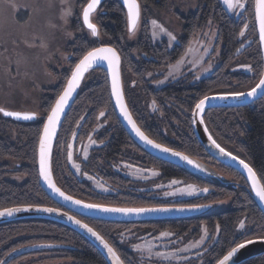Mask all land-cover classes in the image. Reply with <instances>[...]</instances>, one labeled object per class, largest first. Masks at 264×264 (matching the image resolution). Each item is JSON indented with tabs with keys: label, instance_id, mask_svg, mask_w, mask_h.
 Instances as JSON below:
<instances>
[{
	"label": "flooded vegetation",
	"instance_id": "obj_1",
	"mask_svg": "<svg viewBox=\"0 0 264 264\" xmlns=\"http://www.w3.org/2000/svg\"><path fill=\"white\" fill-rule=\"evenodd\" d=\"M245 1V6H247L249 2L248 0ZM163 8L156 13L146 12L147 17L145 18L140 17L136 28L138 30L137 37L132 40L139 45L142 44L141 41H144L143 45H146V48H149L152 53L150 55L144 52H140V55L137 53L139 58H136L135 55L127 67L123 65L121 68L122 89L128 109L139 128L153 141L184 153L200 164L203 163V166L221 170L228 177L213 176V173H207V177L204 178L190 175L182 167L147 153L129 135V139L124 140L129 151L120 153L119 156L115 155L119 150L109 147L110 138L106 136L109 130L108 111L100 110L96 114V119L90 129L86 127L82 129L87 119L82 115L77 120L70 135L62 140L61 162L58 172L53 173L52 171L58 187L77 199L108 207L154 208L201 205L204 209L189 218L165 217L150 220L109 221L73 213L52 199L51 201L54 203V207L69 211L93 227L112 246L123 264H214L230 248L251 238L254 233L253 224L246 222L248 212L236 222L234 228L231 229L230 226H226L223 229V223L219 218L224 215H231L232 212L239 211L240 208L232 202L231 197H221L223 192L226 193L230 189H224L220 187V184L231 186L238 193L243 192L245 194L248 191L251 193V191L241 173L221 163L204 149L199 140L195 148L192 146L191 149L187 147L190 145L186 144L182 137L184 135L191 137V134L192 137L196 136L193 131L192 112L197 101L209 93L208 89L211 85L219 83L221 86L217 88H221V91L218 92L224 93L231 91V88L237 89L245 81L241 78L232 83L231 80L225 82L221 79L229 67L228 64H224L222 59V47L227 43L219 42L218 29L211 17L207 19L203 27L210 19L212 25L216 27V39L213 45L206 50L208 53L206 61L214 66L212 71H208L205 77L197 80L192 78L190 72L167 79V69L183 60L192 40L196 37L197 30L187 34L186 28H183V21L180 19L184 15L190 14L189 12L193 8V0H166V5ZM172 15L176 21L170 19ZM153 20L159 21L163 26L171 29L175 35L172 45L169 44L167 36L153 35L151 23ZM237 20L243 22L241 18H237ZM142 26V31L148 30L146 41L141 38L142 31H139ZM248 31L249 27L245 31L243 39L239 31V44L234 52L235 56L242 54L252 44L253 38ZM217 49L220 51L214 56ZM241 66H248L249 72L247 74L253 76L251 64L242 61L240 57H238L236 64L229 68V71L235 70L246 74V70ZM212 80H215V83ZM157 83L160 85H156ZM131 90L137 99L139 97L142 106H134L127 95ZM192 98L197 99L190 107ZM101 112L104 113L103 116L100 115ZM205 112L203 120L210 135L227 151L241 157L232 149H236V146L232 147L234 145L230 143L232 140L227 141L226 139L227 142L218 140L213 131L209 130L204 117ZM114 114L116 116L115 111ZM116 118L120 123L117 116ZM71 142L72 145H70ZM122 144L124 143L122 142ZM73 151L76 152V158H74L78 160L76 166L72 165L71 156L69 157ZM127 166L133 169L144 168L157 171L156 176L149 179L133 178L128 173H124L123 169ZM59 169L62 173L61 176ZM259 180L264 186V182L260 178ZM92 182L97 183L98 187L94 188ZM181 182H187V185L190 186L185 189H182V186H176L177 183ZM166 184L169 185H167V191L164 190ZM226 197H229L230 200V206L227 209L218 211L210 209L211 205L223 201ZM233 209L235 210L232 211ZM217 215L219 217H216ZM241 221L244 223L243 228L240 227ZM98 222H108L111 226ZM224 233H227L226 238L223 237ZM143 241H147L149 246L153 244L149 256L140 254L139 250H136ZM201 242L203 250L201 247V250H198V243ZM229 244L231 246L226 249Z\"/></svg>",
	"mask_w": 264,
	"mask_h": 264
},
{
	"label": "trees",
	"instance_id": "obj_2",
	"mask_svg": "<svg viewBox=\"0 0 264 264\" xmlns=\"http://www.w3.org/2000/svg\"><path fill=\"white\" fill-rule=\"evenodd\" d=\"M86 1L74 0L75 9L69 18V28L74 37L70 42L66 43L64 48L68 53L66 66L62 69L54 68L51 72V66L48 65V72L55 79V82L53 85L42 87L38 95V103L43 111L42 117L31 122H19L3 117L0 114V208L16 204L53 206L54 203L38 183L36 167L37 144L44 117L62 90L74 64L88 50L99 43L109 44L116 48L121 57V68L123 65L127 67L132 61V57L137 56V53L138 55H140V52H144L147 55L152 53L149 48H146V45H143L144 41H141L142 44L139 45V43L128 39L125 10L118 0H105L92 17L99 26V38H93L84 28L80 17L81 8ZM138 1L141 8V16L144 18L147 17L146 12L156 13L160 9H164L163 7L166 5V0ZM253 1L248 0L250 5L249 10L246 11V16L250 20L248 32L253 38V42L250 47H247L242 54L237 56H235L234 52L239 44L238 36L243 22L228 16L218 0H193V8L189 12L190 14L180 18L187 34H191L193 31L203 27L207 19L212 18L218 29L219 42L227 43V45L222 47V59L224 64H228L229 67L226 70V74L220 77L225 82L231 80L232 83L245 78L247 80L241 85H246V88L254 85L262 73V59L255 30ZM142 29L143 26L139 31L141 32ZM147 34V29L141 33V38L145 39V41ZM238 57L242 61H247L251 64L253 76L235 70L229 71V68L236 64ZM136 58L139 57L137 56ZM0 78L3 81L1 76ZM218 86L221 85L219 83L211 85L208 89L209 93L221 91V88H217ZM212 87L213 89H211ZM232 89L234 90V88ZM127 95L135 107L142 106L139 97L137 99L132 90ZM196 99L192 98L190 107ZM100 110L108 111L109 130L106 136L110 138L109 147L119 150V152L115 153L117 156L120 153L123 154L129 151L124 141L128 140L129 136L118 122L112 109L107 75L104 70L97 68L89 71L85 76L76 99L59 130L52 152L53 173L58 172L61 162L60 149L62 140L69 136L77 120L82 115L87 118L82 129L85 127L90 129L96 119V114ZM204 117L207 127L210 131H213L216 138L225 142L232 140L230 142L234 145L232 147L236 146V149H232L253 166L259 178L264 182V96L251 105L236 108L207 109ZM184 136L182 137L183 141L190 145L187 147L191 148L194 146L195 148L197 141L192 137L193 135L191 134V137L189 135ZM221 143L223 144V142ZM188 173L190 174V172ZM59 174L60 176L62 174L60 169ZM220 187L227 190L230 189L221 195L231 197L232 202L240 208L239 211L236 210L231 215H224L219 218L223 223V229L226 226H230L231 229L232 227L234 228L236 222L248 212L249 215L246 216V222L254 226L253 235L255 236L252 237H263L264 216L251 193L249 191L245 194L243 192L238 193L231 186L223 184H220ZM216 217H219V215ZM98 223L111 226L108 222ZM38 232L45 234L53 232L57 237H60L61 241H66L75 246L70 250L65 249V251H69V256L77 264H106L99 251L84 237L67 226L50 220L27 219L0 224V242L9 239L12 241L13 237L17 235H26L27 237L28 234ZM226 235L227 233H224L223 237L226 238ZM230 246L231 244L227 245L226 249ZM239 264H264V253L251 257Z\"/></svg>",
	"mask_w": 264,
	"mask_h": 264
},
{
	"label": "rangeland",
	"instance_id": "obj_3",
	"mask_svg": "<svg viewBox=\"0 0 264 264\" xmlns=\"http://www.w3.org/2000/svg\"><path fill=\"white\" fill-rule=\"evenodd\" d=\"M242 2L244 3L243 8L234 7L231 12H227L221 7L229 16L236 18V20L237 18L242 19L243 23L240 33L243 30L245 34V31L250 26V20L246 17V11L249 10L250 4L245 6L246 1L242 0ZM74 9V0H0V76L3 79L1 81L0 78V84L2 85L0 87V107L10 111L35 112L37 119L42 117L43 111L38 103V95L42 87L53 85L55 82V79L48 72V65L51 66V72L54 68L62 69L66 66L68 53L64 48L66 43L70 42L74 37L69 28V18ZM69 10L71 14L65 15ZM170 19L175 20V17L172 15ZM159 23L158 21V26H163L162 23ZM245 25H247V28H245ZM163 28L166 31L161 32L159 27L152 24L153 35L156 33L154 36H167L169 44L172 45L174 39H171L168 33H171L172 37H175V35L171 29L165 26ZM196 32V37L192 40L188 48L189 51L187 50L188 53H185L183 60L167 69V79L190 72L192 78L197 80L205 77L208 71H212L211 69L214 66L206 61L208 57L206 50L213 45L216 39V27L212 25V20L210 19L202 29H197ZM137 34L138 30H135L134 34L129 31L128 39L135 40ZM244 37L245 35L241 36L242 39ZM219 51L220 49H217L214 56ZM241 67L246 70V74L249 72L248 66ZM259 78L255 81L254 85L258 82ZM242 80L245 81L247 79L243 78ZM212 82L215 83V80H212ZM156 85L160 84L157 83ZM252 86L246 88V85H241L238 86V89L225 92H241L250 89ZM251 104L253 102L248 105ZM236 107L240 106H233L231 108ZM194 138L198 142L197 136ZM70 145H72V142ZM75 153V151L71 152L73 166H76V161H78L75 159ZM196 164L201 173H213V176L221 175L228 177L221 170L206 165L203 166V163L199 164L196 162ZM123 170L125 171L124 173H128L133 178L141 179L153 178L157 172L144 168L133 169L130 166L125 167ZM191 175L195 176V174ZM200 178L204 177L201 176ZM92 184L94 188L98 187L97 183L92 182ZM167 185L164 188L166 191L168 190ZM177 185L182 186V189L190 186L187 185V182L177 183ZM228 198L226 197L223 201L215 202L211 205L210 209L213 211L227 209L230 206ZM252 236L255 235L252 234ZM253 238L261 237H251L249 239ZM198 244L197 249L201 250V247L203 250L202 242ZM152 245L149 246L147 241H143L136 250H139L140 254L149 256ZM73 247L75 246L71 243L61 241L60 237H57L53 232L47 234L41 232L32 233L28 234L27 237L26 235H17L13 237L12 241L9 239L0 242V264H77L69 256V251H65V249L70 250ZM8 258L10 260H7Z\"/></svg>",
	"mask_w": 264,
	"mask_h": 264
},
{
	"label": "water",
	"instance_id": "obj_4",
	"mask_svg": "<svg viewBox=\"0 0 264 264\" xmlns=\"http://www.w3.org/2000/svg\"><path fill=\"white\" fill-rule=\"evenodd\" d=\"M104 1L105 0H101L100 4L97 6L96 10H94V12L92 13V17L94 16V14L98 10L99 6ZM118 1L121 3V5L123 6V8L125 10L126 24H127V11H128L127 5L124 4V0H118ZM89 2H90V0H87L86 3L81 8V11H80V17H81L82 24H83V8ZM219 2L221 3L223 8L227 12H231L232 8H229L228 5L224 2V0H219ZM253 2H254L253 6H254L255 28H256V34H257V39H258L259 48H260V52H261V59H262L261 76H260L258 82L254 86H252L248 90L241 91V93H244V95H242V96L235 97V96L227 95L228 93H233V92H228V93L227 92H224V93L216 92V93H211V94L205 95V96H208L209 99L205 102L204 110L202 112L197 113L196 104L199 102L200 99H203L205 96L200 98L197 101V103L195 104L193 112H192V124H193V131H194L195 135L197 136L199 142L204 147V149L207 150L211 155L216 157L221 163L234 168L235 170H237L239 173H241L244 176V178L246 179V181L249 185V189L251 191V195H252L253 199L255 200L256 204L258 205L259 209L261 210V212L264 215V202H262L259 199V197L256 195V191L252 187V180L249 178V174H248L247 170L239 162L240 160H243V159H241V158L233 159L232 157H238V156H235L234 154H232V156L226 155V153H229V151H227L217 141H215V139L210 135L209 131L207 130L205 123H204V120H203V114L206 111V109H208V108H211V107H233V106L248 105V104L254 102L255 100L261 98L264 95V85H262L260 88H257L256 94L254 96L247 95V93L249 91H251V89L254 88L259 83L261 77L264 76V43H262L260 41L259 21L257 19V15H256L255 0ZM137 3L139 4L138 0H137ZM139 6H140V4H139ZM140 16H141V8H140ZM92 22L97 25V23L93 19H92ZM83 26L91 35V30H89L86 25L83 24ZM97 28H98V33H99L98 25H97ZM128 32H129V29H128V25H127V33ZM92 37L98 39L99 34L97 36H92ZM101 46L113 47L112 45H109V44H99L95 47H101ZM74 66H75V64H74ZM74 66L72 68H74ZM97 68L104 70L106 75H107L109 94H110V99H111L113 109H114L116 116L118 117L120 123L122 124V126L124 127V129L126 130L128 135L130 136V138L139 147H141L143 150H145L147 153H149V154H151L157 158L163 159L167 162L178 165V166L182 167L183 169L189 171L192 174H195V175L200 176V177L201 176L206 177V174L201 173L199 171L198 165L196 164L197 161L193 160L190 156L182 153L183 155L187 156L190 160L193 161V163H191V164L188 163L187 160L182 159L180 156L173 155L174 152H178V151H175L172 149L171 152H164L161 149L154 147L153 144L147 143L146 140L142 139L139 135H137V133L133 129L132 125L129 124L128 120L125 118L124 113L121 111L120 105L117 104V102H116L115 95L112 93V86H111L112 85V79H111V73L108 69L107 62L101 61V62H98L97 64L93 65V67L91 69H89L84 74V76L81 78L79 85L77 86L76 90L73 92L72 96L69 98L68 103L65 105L64 111L60 114V120L56 126V133L52 137L51 152H50V156H49V160H48V166H49V170L51 173V181H52V183L55 184V186L57 188L60 189L61 192H63L65 194V196H69L72 199L66 200L64 196H60L59 193L55 192L49 186L48 181H46L44 179V177L40 174V163H39V140H40V136L43 134V125L46 122L47 114H50L51 108H52V106H54L56 99H58L59 95L62 94L64 87L67 86V80H66L62 90L60 91V93L57 95L54 102L52 103L48 113L44 117L42 127H41V131H40V135H39V139H38L37 152H36V167H37V174H38V183H39L40 187L42 188V190L46 193V195L50 199L55 201L57 204H59L63 208H65V209H67L73 213L83 215V216H87V217H91V218H95V219H103V220H109V221H136V220L162 219L165 217L188 218V217H192V216L197 215L198 212H200L201 210L204 209V207H193V206L154 207L157 209L166 208V209H168V211H149V212H141V213L105 212L100 208H86V207H84V205H86V204H93V203L86 202V201L77 199L73 196H70L69 194L65 193L60 187H58V185L56 184V182L54 180L52 170H51V158H52V152H53L55 140L57 138L58 132L61 128V125L64 121L66 114L68 113L69 109L71 108V106L73 105V103L76 99V96H77V94H78V92L82 86V83L84 81L85 76L87 75V73L89 71L97 69ZM119 71H120V83H121V91L123 94L124 106H125L127 112L131 115V113L128 109L125 97H124L123 89H122L121 57H120V69H119ZM70 76H71V71L69 72L67 79L70 78ZM6 111H10V110H6ZM0 114L3 117L10 118L12 120L19 121V122H31V121H35L37 119V116H35L31 120H24L22 117L21 118H17L15 116L9 117V116L4 115L3 113H0ZM131 117H132V115H131ZM132 120L134 121L133 117H132ZM135 124H136V122H135ZM136 126L139 128V126L137 124H136ZM140 131L143 132L141 129H140ZM144 135L147 136V138L149 140H152L145 133H144ZM213 140L216 142V144L220 145V148L224 149L223 153L220 151V148H217L215 146V144H213ZM166 148H168V147H166ZM179 153H181V152H179ZM197 163H199V162H197ZM245 163L249 164L247 161H245ZM249 166L252 167L250 164H249ZM252 169H253V167H252ZM253 171L255 172L254 169H253ZM256 178L259 181L260 185L263 186L262 183L260 182L257 174H256ZM77 200L82 201V203L81 204L75 203V201H77ZM14 207H20L21 211L14 212L12 215L5 214L3 216H0V224L13 222V221H17V220H27V219H45V220L58 222L60 224L67 226L68 228L74 230L75 232L80 234L82 237H84L87 241H89L99 251V253L102 255V257L104 258V260L106 261L107 264H117L116 258H114L112 256V254H110L108 252V249L104 246V244L99 239H97L96 236H94L91 232H89L87 228H84L82 226L83 224H86V223L84 221L80 220L78 217L72 215L69 211L63 210L61 208H57L54 206H50V205H43V204H16V205H11V206L0 208V211H2L4 208H14ZM105 207H108V206H105ZM45 208H52V209H56L57 211H52V212L44 211ZM109 208H123V207H109ZM149 209H151V208H149ZM71 218H75V219H71ZM76 220L81 221V224H77L75 222ZM88 227L92 228L96 233H98L93 227H91L89 225H88ZM101 237H103V236H101ZM103 239H104V237H103ZM252 240L254 241V243L251 245H245V247L243 249H239L238 252L228 262V264H239V263H241V262H243V261H245L251 257H254L256 255L264 253V239L253 238ZM104 241H106V240L104 239ZM242 242H240V243H242ZM108 245H110V244L108 243ZM235 246H233V247H235ZM227 252H225L219 259H221ZM115 253H116V251H115ZM116 257H118L119 260L122 261L117 253H116ZM217 261L214 264H217ZM122 264H123V262H122Z\"/></svg>",
	"mask_w": 264,
	"mask_h": 264
},
{
	"label": "snow or ice",
	"instance_id": "obj_5",
	"mask_svg": "<svg viewBox=\"0 0 264 264\" xmlns=\"http://www.w3.org/2000/svg\"><path fill=\"white\" fill-rule=\"evenodd\" d=\"M101 0H90L89 3L83 8V24L87 26L89 30H91L92 36H97L98 28L95 23L92 22V13L96 10L97 6L100 4ZM224 2L228 5L229 8L234 7H244V3L242 0H224ZM124 4L127 5V25L128 29L131 33H135V30L138 26L140 21V6L137 3V0H124ZM255 7H256V15L259 21V34H260V41L264 43V0H255ZM70 10L65 15H69ZM153 26L159 27L161 32L166 31L163 26H158L155 20L152 21ZM247 28V25H245ZM156 33H154L155 35ZM71 35V33H69ZM171 39H175L172 37L171 33H168ZM241 36L244 35V31L242 30L240 33ZM86 46V45H85ZM106 61L108 65V69L111 73L112 79V93L116 97L117 104L120 105L121 111L124 113L125 118L128 120L129 124L132 125L133 129L136 131L137 135H139L142 139L146 140L147 143L153 144L154 147L161 149L164 152H171L172 149L166 148L161 144H157L152 140H149L147 136L144 135L143 132L136 126L135 122L132 120L131 115L127 112L124 102H123V94L121 91V83H120V55L116 51L115 48L110 46H101V47H93L91 50L87 51L86 54L83 55L82 58L79 59L77 63H75L74 68L71 69V76L67 79V86L64 87L62 94L59 95L58 99H56L54 106L51 108L50 114H47V120L43 125V134L40 136L39 140V163H40V174L44 177L46 181H48L49 186L60 196H64L66 200H71L72 198L69 196H65L63 192L60 191L59 188L55 186L54 183L51 181V173L48 166V160L51 152V142L52 137L56 133V126L60 120V114L64 111L65 105L68 103L69 98L72 96L73 92L76 90L77 86L79 85L81 78L84 74L93 67V65L97 64L98 62ZM264 85V76L261 77L259 83L251 89L247 93L249 96H254L256 94L257 88H260ZM227 95L231 96H242L244 93L241 92H233L228 93ZM209 99L208 96H205L203 99H200L199 102L196 104L197 113L202 112L204 110L205 102ZM155 104V102H153ZM0 113H3L6 116L12 117L15 116L17 118H23L24 120H31L36 116L35 112H18V111H6L4 108L0 107ZM101 116L104 115L103 112L100 114ZM213 144L217 148H220L219 144L213 140ZM220 151L223 153L224 149L220 148ZM173 155L180 156L182 159L187 160L188 163H193L187 156L183 155L179 152H174ZM226 155L232 156V153H226ZM71 154H69V157ZM233 159H239V157H232ZM240 164L247 170L249 174V178L252 180V187L256 191V195L259 199L264 202V186H261L259 181L256 178V173L253 171L252 167L249 164L245 163L244 160L239 161ZM207 191V189H204ZM77 204H81L82 201H75ZM86 208H100L105 212H122V213H141V212H149V211H168L166 208H109L99 204H86L84 205ZM193 207H202L201 205H194ZM21 211L20 207L14 208H4L0 211V216L5 214L12 215L14 212ZM44 211L52 212L57 211L56 209L52 208H45ZM75 219V218H71ZM77 224H81V221L76 220ZM84 228H87L89 232H91L94 236L99 239L104 246L108 249V252L112 254L114 258L117 260V264H122V261L116 257L115 250L108 245L106 241H104L103 237H101L98 233H96L92 228H89L87 224L82 225ZM240 227H244V223L241 221ZM203 240V237L201 238ZM260 239H264L261 237ZM254 241L252 239L244 240L242 243H237L235 247H232L221 259L217 261V264H228V262L232 259V257L238 252L239 249H243L245 245H251Z\"/></svg>",
	"mask_w": 264,
	"mask_h": 264
}]
</instances>
